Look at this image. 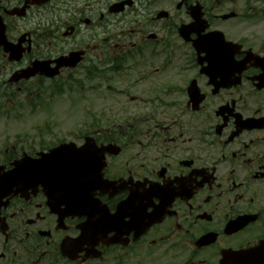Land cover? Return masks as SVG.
Wrapping results in <instances>:
<instances>
[{
  "label": "flooded vegetation",
  "instance_id": "1",
  "mask_svg": "<svg viewBox=\"0 0 264 264\" xmlns=\"http://www.w3.org/2000/svg\"><path fill=\"white\" fill-rule=\"evenodd\" d=\"M0 22L30 45L18 62L0 48V124L32 81L43 101L45 83L107 93L114 75L148 109L88 116L78 146L113 148L75 205L14 166L41 138L0 131V264H264V0H0ZM34 61L58 76L25 80Z\"/></svg>",
  "mask_w": 264,
  "mask_h": 264
},
{
  "label": "rangeland",
  "instance_id": "2",
  "mask_svg": "<svg viewBox=\"0 0 264 264\" xmlns=\"http://www.w3.org/2000/svg\"><path fill=\"white\" fill-rule=\"evenodd\" d=\"M119 85V84H118ZM114 80L110 81V86H118ZM120 87V85H119ZM109 98L104 105L96 96H89L88 100L78 101L80 99L70 97L57 98L46 93L44 111V134L45 141L56 143L70 132L80 131L84 128L88 109L99 114L118 115L119 102Z\"/></svg>",
  "mask_w": 264,
  "mask_h": 264
},
{
  "label": "water",
  "instance_id": "3",
  "mask_svg": "<svg viewBox=\"0 0 264 264\" xmlns=\"http://www.w3.org/2000/svg\"><path fill=\"white\" fill-rule=\"evenodd\" d=\"M70 147V146H69ZM69 147L64 146L61 151V156H63V159H60L59 155L57 153H53L50 158L46 159L45 161V168H44V173H45V178L48 182V186L51 188H56L59 187L60 189H69L70 184L67 182H61L60 184L58 183L59 178H57L55 181L54 179L57 177L58 171L59 170H73V169H79L81 166L82 161L80 160L81 158L84 157L81 152H75L72 153L69 150ZM60 159V162L57 161ZM54 181V182H53Z\"/></svg>",
  "mask_w": 264,
  "mask_h": 264
}]
</instances>
